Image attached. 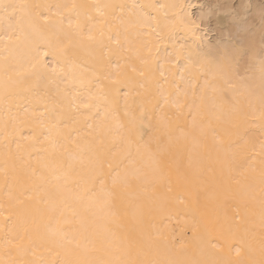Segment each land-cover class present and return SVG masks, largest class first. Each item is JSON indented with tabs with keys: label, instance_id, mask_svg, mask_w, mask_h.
I'll return each instance as SVG.
<instances>
[{
	"label": "bare ground",
	"instance_id": "1",
	"mask_svg": "<svg viewBox=\"0 0 264 264\" xmlns=\"http://www.w3.org/2000/svg\"><path fill=\"white\" fill-rule=\"evenodd\" d=\"M8 2L54 6L65 3L92 5L109 0ZM116 2L131 4L132 0ZM136 2L174 3L178 0ZM214 2L190 0V10L199 14L202 6L207 8ZM253 3L257 7L260 5L258 0ZM37 11L51 17V12L43 8H30L18 9L11 20L12 26L22 32L24 38L10 51H0V57H7V60L0 59V66L8 67L13 76L11 69L27 63L28 48L33 42L43 50L48 46L44 41L55 45L58 39H64L53 22L44 25L42 18L40 31L43 36L33 32ZM52 11H55L54 7ZM84 11L91 12L95 18L92 23H102L105 30L111 28L115 35L118 21L113 15L99 17L94 9ZM7 23L0 22V33ZM214 36L212 33L211 38ZM130 39L135 45L142 40H151L158 61L151 81L145 83L144 89L136 90L139 94H134V102L129 101L137 115L139 105L144 104L148 116L152 117L151 120L145 117L142 140L140 135L132 136L129 159H125L124 154L129 150L125 140L131 125L124 116L123 98L117 112L124 127L116 129L115 116L109 114L107 124L113 131L105 137L102 162H95L89 151L95 143V110L88 119L77 118L73 113L71 119L62 121L61 134L53 148L43 136L33 139V133L40 131L38 117L13 124V116L24 120L22 113L27 104L16 100L10 105L0 104V136L5 133V122L8 133V147L0 143V169L6 167L9 176L6 182L0 171V264L10 261L14 264H104L117 260L249 264L252 260L264 259L261 256L264 249V184L261 182L264 156L259 147L264 140V128L258 118L259 100L252 98L250 102L247 97H239L247 113L244 140L237 141L229 134L224 117L217 118L219 112L210 101L197 117L200 127L193 129L192 115L188 114L187 107L192 103V97L191 94L183 95L185 85L181 80V69L184 62L175 56V49L190 43V38L178 33L173 43L162 33L160 39L155 36H132ZM262 42L264 32L257 21V50ZM52 59L51 55L45 57L46 62ZM112 61L116 63L115 56ZM239 72L243 75L244 68L241 67ZM184 75L187 77V73ZM258 75L257 69L254 76ZM30 83L26 81L25 86ZM256 83H259L258 79ZM161 86L185 104L182 112L171 106L162 107V101L157 104ZM39 91L43 93L44 88ZM81 112L87 113V110L81 109ZM157 115L170 119L190 133L180 140L179 148L167 146L166 138L158 146L154 139L159 135ZM200 128L204 129L203 134ZM217 137L223 142L218 143ZM6 152H10L7 163L3 158ZM81 152L82 156L79 155ZM71 154H77V158L71 159ZM109 164L113 168L130 167L141 179L133 181L130 194L106 209L100 189L101 181L110 184ZM77 194L82 199H77ZM52 203H55L56 211H52ZM7 217L11 219L7 220ZM14 224L17 227L13 228ZM50 225L57 228L56 234L49 231ZM13 237L22 238V250L6 246V241Z\"/></svg>",
	"mask_w": 264,
	"mask_h": 264
},
{
	"label": "snow or ice",
	"instance_id": "2",
	"mask_svg": "<svg viewBox=\"0 0 264 264\" xmlns=\"http://www.w3.org/2000/svg\"><path fill=\"white\" fill-rule=\"evenodd\" d=\"M53 7L55 11H52ZM191 7L190 0H178L174 3H137L136 0H132L131 4L109 0L106 3L92 5L65 3L54 6L15 4L8 0H0V22H8L3 33H0V51H10L12 46L24 38L23 33L17 31L11 24L18 9L43 8L51 12V17L44 15L42 11L35 13L33 32L43 36L40 31L42 18L44 25L53 22L57 33L64 38L58 39L55 45L44 41L48 46L43 50L37 42H33L28 48L27 63L11 69L15 76L9 74L8 67L0 66V104L10 105L12 100L27 104L28 107H24L22 113L24 120L13 116L11 118L13 124L24 123L38 117L40 131L33 133V139L43 136L53 148L56 147L57 137L61 134L62 121L71 119L73 113L77 118L88 119L89 114L95 110L93 117L96 120L95 143L89 151L95 162H102L105 137L113 131L107 124L109 114L115 116L116 129L124 127L117 112L123 98L124 116L128 117L131 125L125 140L129 150L124 154V158L129 159L132 136L140 135L142 140L141 133L145 117L148 116V109L144 104L139 105L137 115L129 101L134 102V94H139L136 90L144 89L145 83L151 81L157 70L158 61V56L153 53L151 40H142L139 45H135L130 37L155 36L156 39H160L162 33H165L174 43L177 34L183 33L185 37L190 38V43L176 48L175 56L178 61L184 62L181 80L185 85L183 95L188 97L191 94L192 97V103L187 105L188 114L192 115V128L200 127L197 117L210 101L219 112L217 118L224 117L229 134L234 135L237 141L244 140L246 135L244 119L247 113L244 112L239 97H247L250 102L252 98L259 100L258 118L264 128V42L259 50L255 47L257 21L264 32V0H261L259 7L253 0H215L207 8L202 6L199 14L192 13ZM84 9H94L99 17L113 15L118 21L115 35L111 28L105 30L102 23H92L95 18L91 12ZM213 30L215 36L211 38ZM158 51L157 48V53ZM49 55L53 59L46 62L45 57ZM113 56L116 57V63L112 61ZM0 59L7 60V57ZM241 67L244 68L243 75L239 72ZM257 69L258 77L254 76ZM160 75L163 76L164 73L161 71ZM26 81L31 83L25 86ZM41 87L44 88L43 93L39 91ZM160 101L163 102L162 107L171 106L179 112L185 107L178 96L173 98L162 86L157 104ZM81 109L87 110V113L81 112ZM155 118L156 131L159 135L154 139L158 146L164 143L166 138L167 146L174 145L179 148L180 140L190 134L179 124H174L162 115ZM148 119L151 120L152 117L148 116ZM177 131L179 135H176ZM200 131L204 133L203 128H200ZM217 142L223 141L217 137ZM0 143L8 147L7 122L4 135L0 136ZM136 143L139 151V142ZM17 146L19 147V143ZM259 147L260 154L264 156V140L260 142ZM79 155L82 156V152ZM9 156L10 152L3 154L5 163ZM76 158L77 154H71V159ZM42 166L47 167V164ZM109 168L110 184L101 181L100 189L103 206L106 209H110L114 201L130 194L133 181L141 179L139 173L130 167L120 169L119 166L113 168L109 164ZM0 171H3L7 182L9 179L7 168ZM35 174L36 170L33 169V175ZM261 182L264 184V169L261 171ZM77 199L82 197L77 194ZM50 206L52 211L57 210L55 203ZM6 219L10 220L11 217ZM15 227L17 225L14 224L13 228ZM49 231L56 234L57 228L50 225ZM6 246L20 251L23 247L22 238L8 239ZM261 256L264 257V249L261 250ZM7 264L14 262L10 261ZM104 264H176V262L117 260ZM249 264H264V259L259 262L252 260Z\"/></svg>",
	"mask_w": 264,
	"mask_h": 264
},
{
	"label": "rangeland",
	"instance_id": "3",
	"mask_svg": "<svg viewBox=\"0 0 264 264\" xmlns=\"http://www.w3.org/2000/svg\"><path fill=\"white\" fill-rule=\"evenodd\" d=\"M211 1H213V0H211ZM215 1V0H214ZM258 2H260L261 3V0H258ZM215 33V30L213 31V34Z\"/></svg>",
	"mask_w": 264,
	"mask_h": 264
}]
</instances>
